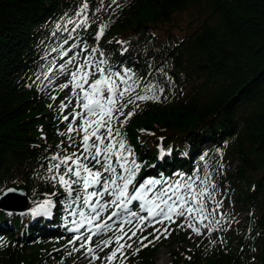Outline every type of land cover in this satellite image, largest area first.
Returning <instances> with one entry per match:
<instances>
[{
	"label": "trees",
	"instance_id": "obj_1",
	"mask_svg": "<svg viewBox=\"0 0 264 264\" xmlns=\"http://www.w3.org/2000/svg\"><path fill=\"white\" fill-rule=\"evenodd\" d=\"M86 58L130 70L125 100L159 96L135 100L124 109L125 116L134 111L127 120L116 113L114 138L106 139L116 169L121 153L126 167L139 166L136 179L214 193L198 197L206 208L200 216L208 201L215 209L201 219L211 222L205 229L217 232L214 239L188 247L171 224L176 247L167 264H264V0H0V194L17 187L28 197L22 213L0 208V264L73 261L72 215H81L86 190L81 180L69 194L58 180L66 166L54 165L83 152L84 111L73 93L66 96L71 85L60 86L61 73ZM74 112L81 116L72 120ZM222 188L230 203L224 212L214 203ZM46 202L47 212L33 213ZM139 237L120 241L132 247L118 250L117 264H157L162 237L149 236L147 247Z\"/></svg>",
	"mask_w": 264,
	"mask_h": 264
},
{
	"label": "snow or ice",
	"instance_id": "obj_2",
	"mask_svg": "<svg viewBox=\"0 0 264 264\" xmlns=\"http://www.w3.org/2000/svg\"><path fill=\"white\" fill-rule=\"evenodd\" d=\"M113 4L117 3V0H112ZM88 8V5L85 3L80 10V14H83ZM100 9H96L99 11ZM87 23V17L82 21V24ZM106 24H101L99 26L97 32V40L103 35ZM118 43L123 44V41ZM85 50H87V46H85ZM98 50L94 47L91 49V53H96ZM124 51H127L125 48ZM101 56H104L103 53H100ZM71 61H69L70 63ZM107 60L101 59L99 61H90L87 58L83 64H80L77 67L75 72H71V80L68 83H65L60 86V90L63 91L65 88H68L70 85L73 88V94L77 98V106L81 107L84 110L85 119L83 124L81 125V130L84 135L82 138L83 152L77 155L76 153H72L71 155L65 156L60 164L54 165L55 169H59L61 165L66 166V170L64 174L59 175L58 180L62 186H66L67 191L71 194L74 189L72 188L73 184H79L81 180H83L84 189L87 190L90 187L96 188V190L92 192H88L86 197L84 198V204L89 205L90 197H99V199L93 201L91 203V207L93 212L96 213L97 217L99 216V209L106 208L107 205H115L117 209H122L123 211H128V204H131L133 201H143L145 200V196L148 192H153L154 185H160L161 180H152L145 179L139 184L135 183V177L137 172L139 171V166L136 165L135 161H131L133 167L128 168L126 165L129 163L127 156L122 155L121 153H116V163L119 164L120 168L127 172V175H120L117 173L116 167L113 165L112 157L109 155L113 152L114 145L112 143H108L104 148H101V145L105 143V140L111 141L114 138V128L112 121L118 120V116L116 113H119L120 116H124L125 120L131 117L134 114V111H129L127 115L124 114V109L127 108L130 104H135V100H147V99H155L159 100V96H142L136 95L135 98L129 96L127 100H125V95L130 91L131 85L124 87L121 89V85H126L127 80L125 79V75L130 72L129 69H123V73L121 71H112L110 67H102L101 65H106ZM65 65H61V69L63 70ZM95 75L97 78L93 80L90 84L88 83L89 79ZM80 77L79 82H77V77ZM132 77L129 75L128 79ZM87 85V87H85ZM79 89V92L76 90ZM80 93H82V100ZM55 99V97H53ZM65 104H61V109L65 108ZM138 107V105H137ZM74 118L80 117L81 112H74ZM91 118V119H88ZM65 120H68V116L64 117ZM91 128V132L89 129ZM101 129L106 130V136H101L98 133ZM69 132H76L77 129H74L71 125L68 129ZM119 128L115 129V135H119ZM71 139V137H69ZM91 141V143H90ZM119 148L122 150H126L128 155H131L130 149H125V144L123 140L119 143ZM87 153L88 155H84ZM94 153V154H93ZM53 159H57V157H53ZM94 161L93 167H88L85 161ZM123 161V162H121ZM75 165V168H73ZM99 165V168L95 166ZM52 169H50L51 171ZM85 173L86 175L82 176L81 173ZM104 173H108L109 176L106 178ZM68 176H74L76 179H66ZM54 180L57 177H52ZM122 182V183H120ZM185 187L186 189L191 190V184L180 185ZM214 187V185H213ZM159 195L153 193V199L159 200L161 204L167 207V211L164 208H160L159 212L154 213L151 208L148 209V216L155 217L160 216L162 219L155 220L154 224L151 225L153 227V232L149 233L148 236H140L139 240L142 247H147L148 244L153 243V240H149V236H153L154 240H159L160 235H155V233H160L161 229L156 228L155 224H163L165 220L170 221L171 223H175V220L172 219L170 213L176 212L177 216L183 217L185 216V212L189 214L188 218L191 219V213L197 211L198 213H204L206 211L204 201L198 199V197L203 196L207 193L208 197L214 198V193L209 192L208 188H202L197 191L194 195L191 196V199L196 201L199 204V208L195 209L188 205V200L179 194L178 191H172V195H169V188H164L162 190H157ZM105 195L115 196V200L103 201V197ZM173 196H175V200H173ZM79 198V197H77ZM169 201H172L169 204ZM50 202H46L45 204H41L38 208L33 209L34 212H47L46 204ZM216 205V209H219L222 205L220 201H214ZM145 207L144 203L140 204V208L143 210ZM159 207V205H157ZM215 209L209 211L207 215H202L201 219H207L208 215H212ZM120 213L117 211H113L111 215L108 217L111 220L113 217L118 216ZM131 216H137V213H130ZM81 216H83V212H81ZM148 217L140 216V220L146 221ZM130 222V221H129ZM105 227H110V225L105 224ZM148 225H141L137 231H143L144 228ZM99 228L100 225L98 224ZM189 228L199 235V228H194L192 224L188 225ZM123 232V226L120 229ZM168 227H164L163 233H167ZM161 233V234H163ZM126 235V233H125ZM137 236V232H132L131 236H128V240H132L133 237ZM79 239V238H78ZM90 239V238H88ZM122 237H116V243L118 245L117 249H114L111 252V255L107 257V259L112 260L116 258V252L125 247L131 248L132 244L125 242L124 244L120 243ZM144 241H148V243H144ZM105 245H111V239L103 242ZM83 248L84 245L82 244ZM140 249H136L138 252ZM88 252H92V249L89 248Z\"/></svg>",
	"mask_w": 264,
	"mask_h": 264
},
{
	"label": "rangeland",
	"instance_id": "obj_3",
	"mask_svg": "<svg viewBox=\"0 0 264 264\" xmlns=\"http://www.w3.org/2000/svg\"><path fill=\"white\" fill-rule=\"evenodd\" d=\"M189 15V14H187ZM73 72L72 70H64L61 75L65 78V80L63 81L62 85L65 83H68L71 80V76L70 73ZM97 77L95 75H93L88 83L90 84L93 80H95ZM80 77H77V82H79ZM85 87H87V85H85ZM73 92V88L72 86L70 87L68 93L66 96H69L70 94H72ZM79 92V90L77 91ZM80 96L82 98V93H80ZM81 111H84L81 108ZM90 119V118H88ZM89 131H91V128L89 129ZM101 136H106V131L105 129H101L100 132L98 133ZM91 143V141H90ZM107 145V141L105 140V143L103 145H101V148H104ZM94 154V153H93ZM88 164H92L94 163V161H87ZM237 164V161H235L234 165ZM97 166L99 167V165H96L95 167L97 168ZM117 173L120 175H127V172H125L123 169L120 168V166L117 168ZM104 176L107 178L109 176L108 173H104ZM157 179V178H156ZM155 179V180H156ZM143 180H145V177H140L139 179H136L135 177V183L139 184L140 182H142ZM215 182V181H214ZM122 183V182H120ZM164 184V183H163ZM156 186L158 187V189L156 188ZM162 186V185H160ZM200 187H207L208 190L211 188V186H204V185H200ZM161 190L164 188H169V195H172V191H175L174 188L170 187V184L167 182H165V184L163 185V187H159V185H154L153 186V192H148L145 196V200L143 201H133L131 204H128V211H123L122 209H117L115 207V205H107L106 208L100 209L99 210V216L97 217V215L93 216V212H92V207L90 206L91 203L97 199H99V197H90V203L89 205H85V207L89 209V211H91V222L89 223L88 228L91 227V230L87 231V236L81 239V235L82 232H80V238L78 239V237L74 238L73 240H71L68 244H70L71 247L74 248V251L71 253L70 257L73 259V261L71 262V264H117L119 262V258H118V251L116 252V258L109 260L107 259V257H109L111 255V252L114 249H117L116 246V237L120 236L118 235V231H120L121 226H123V229L126 228V230L124 231L123 235L120 236L122 237V239L120 241H127L130 242L131 240H128V236H131L132 232H137V236H141V234H148L149 232H153V227L151 225L154 224V222H149V221H144V220H140L139 217L140 216H147L148 217V211L146 213V208L147 207H151L153 210H155L156 212L160 211V208H164L165 211H167V207L163 204H161V202L159 200H154L153 199V193H156V195H159V192L156 190ZM193 188V186H192ZM191 188V190H192ZM189 189H187L186 191H183L182 193H179L181 196H183L185 199L188 200V205L187 206H191L193 205V203L195 202L194 200L191 199V196L193 195V193H191ZM93 190H90L89 192H92ZM179 192V190H178ZM88 193V192H87ZM87 193L85 194V196L87 195ZM226 191L224 188L221 189V192L218 194L217 197V201L222 202L221 207L223 208L222 212L225 211V209L229 208V198L225 197ZM116 197L113 196H108L105 195L103 197V201H108V200H115ZM175 196H173V200H175ZM144 203L145 207L142 210L140 208V204ZM172 201H169V204H171ZM191 204V205H190ZM207 204H210V201L207 202ZM157 205H159V207H157ZM211 210V209H210ZM87 211V212H89ZM113 211H119V213L123 214V216L117 220V222L114 220L112 221L108 219V217L111 215V213ZM135 212L137 213V216L133 217L130 215V213ZM96 214V213H94ZM171 217L173 220H175V222L179 223V228H180V233L182 234V236H184L186 238L187 241H185V244L187 246H191V244H195L196 242L200 241V245H206L211 243V241L214 239L215 235L217 234V232H213L212 230H207L204 229L203 226V222H200L198 220H196L194 218L195 213H191V219L188 218L189 214L187 212H185V216L180 217L176 215V212H172L170 213ZM244 216V214L241 215V218ZM114 218V217H113ZM197 218V217H196ZM101 219H107L108 221L106 222L107 225H110V227H105L103 226L102 228H95L94 224L95 222H97L98 220ZM162 219V217L157 216L156 220ZM130 221V222H129ZM155 221V220H154ZM171 222L168 220H165L163 224H155L154 226L156 228L161 229L160 233H155V235H160L162 237V239L164 240V244L163 242L161 243V248L159 249L157 256H156V263L157 264H167L171 261L172 256H171V251L174 250V248L176 247L175 244V240H176V235L177 232L175 231L176 226L170 225ZM192 224V226L194 228H199L200 230V234L197 235L192 228H189L188 225ZM105 225V224H104ZM141 225H148L144 228L143 231H137V229L141 226ZM168 227V232L167 233H163V229L164 227ZM205 226L210 227L211 226V222L206 223ZM81 228V225L76 229L79 230ZM78 233V232H77ZM126 233V235H125ZM163 233V234H161ZM135 236V237H137ZM133 237V238H135ZM90 238V239H88ZM132 238V239H133ZM111 239L112 243L111 245H105L103 242L106 240ZM84 245V247L82 248L81 245ZM91 248L92 252H88V249ZM83 260H81V257H83Z\"/></svg>",
	"mask_w": 264,
	"mask_h": 264
},
{
	"label": "water",
	"instance_id": "obj_4",
	"mask_svg": "<svg viewBox=\"0 0 264 264\" xmlns=\"http://www.w3.org/2000/svg\"><path fill=\"white\" fill-rule=\"evenodd\" d=\"M28 197L20 188L10 187L0 194V208L12 212L27 210Z\"/></svg>",
	"mask_w": 264,
	"mask_h": 264
},
{
	"label": "bare ground",
	"instance_id": "obj_5",
	"mask_svg": "<svg viewBox=\"0 0 264 264\" xmlns=\"http://www.w3.org/2000/svg\"><path fill=\"white\" fill-rule=\"evenodd\" d=\"M180 193V192H179ZM102 202V201H101ZM85 209V213L84 214H86L89 218H91V211H89V209H88V207L86 208H84ZM92 210V209H91ZM100 210V209H99ZM87 211H89V212H87ZM92 212H93V210H92ZM95 212H93V215H95L94 214ZM83 258H84V256L83 257H81V260H83Z\"/></svg>",
	"mask_w": 264,
	"mask_h": 264
}]
</instances>
